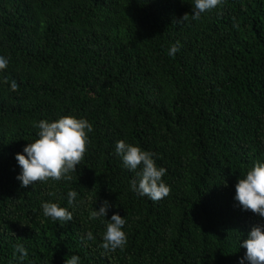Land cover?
<instances>
[{
	"label": "trees",
	"instance_id": "trees-1",
	"mask_svg": "<svg viewBox=\"0 0 264 264\" xmlns=\"http://www.w3.org/2000/svg\"><path fill=\"white\" fill-rule=\"evenodd\" d=\"M193 3L0 0V56L9 61L0 71V264L72 255L79 264H240V244L264 226L235 200L239 178L264 163V0H223L198 20ZM63 115L93 125L83 161L71 180L22 187L16 154L38 138L36 123ZM121 139L153 153L170 195L154 202L131 190L140 168L123 166ZM105 200L107 216L89 219ZM43 202L73 220L45 217ZM117 212L127 243L105 252ZM89 231L95 240L82 239Z\"/></svg>",
	"mask_w": 264,
	"mask_h": 264
},
{
	"label": "clouds",
	"instance_id": "clouds-1",
	"mask_svg": "<svg viewBox=\"0 0 264 264\" xmlns=\"http://www.w3.org/2000/svg\"><path fill=\"white\" fill-rule=\"evenodd\" d=\"M223 0H194L192 19H200L201 13L210 11L221 5ZM185 14L179 22L187 21ZM239 25L234 22V27ZM179 51V44H173L168 51L169 56H174ZM9 61L0 56V71L7 68ZM15 81L12 89L16 90ZM38 128V138L28 143L22 152L16 154L18 165L22 169L17 179L22 187H28L38 182L49 180H71L70 173L75 172L77 165L83 161L87 146L91 143L88 134L93 130V125L86 118H77L73 115H63L59 119L49 121L42 119L34 125ZM115 152L122 158L123 166L136 172V177L130 181L132 191L141 196H146L154 202L170 195L171 188L163 176L166 174L164 167H158L153 158V153L142 149L138 145L126 143L123 139L116 142ZM235 200L244 210L264 217V163L255 162L254 166L246 173L244 178H239L235 186ZM49 195L55 196L54 192ZM77 192L70 190L67 193L68 205L74 206ZM110 207L105 200L97 210L90 212L89 219L97 220L106 217ZM43 215L61 225L73 220V213L67 207H61L55 202L42 203ZM126 219L118 212L111 216L106 225L100 247L105 252H115L123 249L127 243V234L124 231ZM82 239L95 240L91 231ZM246 249L245 256L250 264H264V226H253L247 239L240 244ZM20 253L19 260L23 261L28 256V250L23 244L14 246V253ZM79 256L72 255L65 260V264H79Z\"/></svg>",
	"mask_w": 264,
	"mask_h": 264
}]
</instances>
